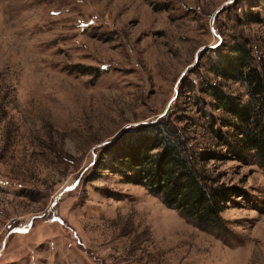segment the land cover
<instances>
[{
    "label": "rangeland",
    "instance_id": "374dc122",
    "mask_svg": "<svg viewBox=\"0 0 264 264\" xmlns=\"http://www.w3.org/2000/svg\"><path fill=\"white\" fill-rule=\"evenodd\" d=\"M235 42L264 75V0H0V264H264L252 150L206 159L209 176L241 189L222 231L91 171L122 133L166 112L196 148H217L208 126L227 115L207 83L248 99L209 69Z\"/></svg>",
    "mask_w": 264,
    "mask_h": 264
},
{
    "label": "trees",
    "instance_id": "16d2710c",
    "mask_svg": "<svg viewBox=\"0 0 264 264\" xmlns=\"http://www.w3.org/2000/svg\"><path fill=\"white\" fill-rule=\"evenodd\" d=\"M219 78L241 82L248 99L225 91L219 83L208 82L206 89L227 117L211 122L217 148L200 150L190 141V130L180 126L174 112L127 130L112 141L91 171L109 170L125 182L143 186L164 205L201 228H225L221 212L240 188L218 182L208 175L206 159L223 157L236 160L252 150L264 168V75L252 64L251 48L235 42L225 54H218L209 65ZM222 127L231 130L223 131ZM95 177V176H94ZM93 179V178H92Z\"/></svg>",
    "mask_w": 264,
    "mask_h": 264
},
{
    "label": "crops",
    "instance_id": "0c3cea01",
    "mask_svg": "<svg viewBox=\"0 0 264 264\" xmlns=\"http://www.w3.org/2000/svg\"><path fill=\"white\" fill-rule=\"evenodd\" d=\"M6 260H7V259H6ZM6 260H4V262H5Z\"/></svg>",
    "mask_w": 264,
    "mask_h": 264
}]
</instances>
